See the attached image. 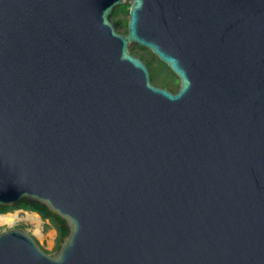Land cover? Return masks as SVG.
<instances>
[{
  "label": "water",
  "instance_id": "95a60500",
  "mask_svg": "<svg viewBox=\"0 0 264 264\" xmlns=\"http://www.w3.org/2000/svg\"><path fill=\"white\" fill-rule=\"evenodd\" d=\"M122 1L0 0V206L69 228L0 264H264V0H132L127 33Z\"/></svg>",
  "mask_w": 264,
  "mask_h": 264
},
{
  "label": "flooded vegetation",
  "instance_id": "af4514ba",
  "mask_svg": "<svg viewBox=\"0 0 264 264\" xmlns=\"http://www.w3.org/2000/svg\"><path fill=\"white\" fill-rule=\"evenodd\" d=\"M132 0H124L118 6L113 9V12L110 14V19L116 23L120 24L118 29L122 33L128 32L129 20H130V9H131ZM130 51L138 57H141L149 66L151 72V79L153 84L159 87L168 88L173 92H177L180 88V78L179 76L166 64L164 63L155 53L152 52L147 47H144L136 42L129 43ZM157 62H161L165 65L172 74V79L168 82H159L156 79L155 65Z\"/></svg>",
  "mask_w": 264,
  "mask_h": 264
},
{
  "label": "rangeland",
  "instance_id": "374dc122",
  "mask_svg": "<svg viewBox=\"0 0 264 264\" xmlns=\"http://www.w3.org/2000/svg\"><path fill=\"white\" fill-rule=\"evenodd\" d=\"M155 73H156V79L159 82H168L172 79V74L171 72L168 70V68L163 65L161 62H157L155 65ZM6 213H18V215L20 216V218L16 219L14 222L9 223L7 221H3L0 220V231L8 229L10 227H15V226H23L27 229H29L30 231L36 233L37 235L40 234V230L44 227L45 228V232L48 231V227L45 226L46 223L45 221H49V219H43L41 216V220L40 221H33L28 217V213H35L34 211L31 210H27L24 208H18V209H13L10 210ZM59 243V238L57 237L56 239V245L54 247V249H52L51 251H54L57 248V245ZM47 250L49 248H47L46 244H42ZM50 251V249H49Z\"/></svg>",
  "mask_w": 264,
  "mask_h": 264
},
{
  "label": "trees",
  "instance_id": "16d2710c",
  "mask_svg": "<svg viewBox=\"0 0 264 264\" xmlns=\"http://www.w3.org/2000/svg\"><path fill=\"white\" fill-rule=\"evenodd\" d=\"M116 24L119 29L121 27L120 24L117 21ZM18 208H24L34 212H38L43 219H49L52 225L56 226V228L58 229L59 242L69 233V228L67 227L65 220H63L60 216L52 213L46 206H43L38 202H31L29 200L23 199L17 202V204L14 206H0V213L8 212L10 210ZM58 247L59 243L57 245V248Z\"/></svg>",
  "mask_w": 264,
  "mask_h": 264
},
{
  "label": "crops",
  "instance_id": "0c3cea01",
  "mask_svg": "<svg viewBox=\"0 0 264 264\" xmlns=\"http://www.w3.org/2000/svg\"><path fill=\"white\" fill-rule=\"evenodd\" d=\"M46 225L48 227V231L45 232V228L43 227L41 230H40V234L37 235L36 233L32 232L36 237L37 239L39 240V242L41 244H46L47 245V248L50 249V251L52 249H54L55 245H56V239L58 237V229L56 228V226L52 225V223L49 221H45ZM48 249V250H49Z\"/></svg>",
  "mask_w": 264,
  "mask_h": 264
},
{
  "label": "bare ground",
  "instance_id": "6f19581e",
  "mask_svg": "<svg viewBox=\"0 0 264 264\" xmlns=\"http://www.w3.org/2000/svg\"><path fill=\"white\" fill-rule=\"evenodd\" d=\"M28 217L33 221H40L41 217L36 213H28ZM20 218L18 213H4L0 214V220L7 221L9 223L14 222L16 219Z\"/></svg>",
  "mask_w": 264,
  "mask_h": 264
}]
</instances>
